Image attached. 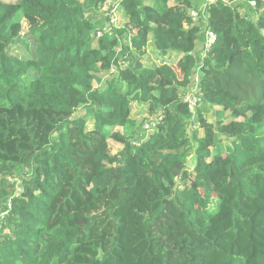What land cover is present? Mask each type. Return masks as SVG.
<instances>
[{"label":"trees","instance_id":"trees-1","mask_svg":"<svg viewBox=\"0 0 264 264\" xmlns=\"http://www.w3.org/2000/svg\"><path fill=\"white\" fill-rule=\"evenodd\" d=\"M106 1L0 0V264H264V0Z\"/></svg>","mask_w":264,"mask_h":264},{"label":"built area","instance_id":"built-area-1","mask_svg":"<svg viewBox=\"0 0 264 264\" xmlns=\"http://www.w3.org/2000/svg\"><path fill=\"white\" fill-rule=\"evenodd\" d=\"M215 3H222L227 6H233L235 3H242V0H202L201 4L193 6L189 10L191 23L202 28V49L198 53L203 58L216 42V35L207 25L208 7ZM253 6V3H250ZM119 10V0H107L101 11L108 18L105 25L101 26L95 33L96 39L102 37H113L116 30L121 28V24L117 21L115 14ZM127 62L122 63V67H126ZM117 69L112 67L108 74L115 75ZM183 103L187 105L189 112L194 115V110L202 104V97L199 93V72L198 68L194 71L191 83L186 88L185 95L182 98Z\"/></svg>","mask_w":264,"mask_h":264},{"label":"rangeland","instance_id":"rangeland-1","mask_svg":"<svg viewBox=\"0 0 264 264\" xmlns=\"http://www.w3.org/2000/svg\"><path fill=\"white\" fill-rule=\"evenodd\" d=\"M115 17H116L117 21L119 22V24H121V21L123 20V14L121 13V10H118V12L115 14ZM22 32H23L22 34H25L26 30L24 29ZM116 34L118 36V30H116ZM122 38H125V37L122 36ZM125 41H126V39H125ZM146 60H147V58H146ZM110 76H111L110 74L102 76L103 82L100 85L94 84V87L95 88H104V81L107 80V78L110 77ZM138 110H139L138 106L137 105H133V112L137 113ZM74 117L75 118L76 117L86 118V120L88 122V128L92 127V121H90L91 120V116L89 115V111L85 107L79 108L76 111V113L74 114ZM206 117H207V120L209 122H214V118L211 116V114H208ZM141 119L145 120L146 117H141L140 120ZM193 129H195V125H192L190 127V130H193ZM228 144H229V142H223L222 146L225 147ZM110 145H111V150H112L113 153L118 151V147L116 145H114L112 142H110ZM193 165H194V155L192 154L187 160V168H188V170H191L193 168Z\"/></svg>","mask_w":264,"mask_h":264}]
</instances>
